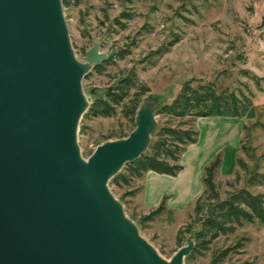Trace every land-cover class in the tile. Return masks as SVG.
I'll return each mask as SVG.
<instances>
[{
	"label": "water",
	"instance_id": "95a60500",
	"mask_svg": "<svg viewBox=\"0 0 264 264\" xmlns=\"http://www.w3.org/2000/svg\"><path fill=\"white\" fill-rule=\"evenodd\" d=\"M62 8L0 0V264H183L193 240L163 260L108 189L148 150L155 103L142 102L125 139L81 158L77 130L89 107L81 81L106 55L95 43L76 60Z\"/></svg>",
	"mask_w": 264,
	"mask_h": 264
},
{
	"label": "rangeland",
	"instance_id": "374dc122",
	"mask_svg": "<svg viewBox=\"0 0 264 264\" xmlns=\"http://www.w3.org/2000/svg\"><path fill=\"white\" fill-rule=\"evenodd\" d=\"M61 3L76 60L84 63L85 53L95 43L99 52L106 55V63H100L102 73L91 69L81 81L89 105L95 99L90 94L92 88L115 86L129 74L135 76L130 97L140 87L146 88L147 92L139 97V106L148 99L155 103V112L169 104L187 81H193V87L214 83L218 90L236 94L241 91L254 106L255 118L240 121L245 127L241 141L248 151L240 150V142L237 157L249 168L256 164L258 172L264 174V0H61ZM121 107L116 108L112 117L82 115L77 144L84 161L98 146L129 135L133 125L122 114ZM166 120L155 115L156 129L150 143ZM169 124L174 127L178 121ZM235 171L240 176L238 183ZM235 171L229 177L219 173L221 199L227 191L244 186L246 174L238 171L237 166ZM142 182L143 179L134 181L133 187L141 188ZM108 189L139 236L163 260L170 261L192 239L197 227L193 226L188 234L186 226L194 218V201L181 209L166 205L160 215L145 221L143 218L156 207L142 205L141 189L132 196L127 195L131 189L126 187L108 183ZM248 190L264 195V186ZM263 238L264 226L258 221L244 224L233 234L220 236L193 261L183 264H212L218 253L236 244L238 247L216 264H264L260 255Z\"/></svg>",
	"mask_w": 264,
	"mask_h": 264
},
{
	"label": "trees",
	"instance_id": "16d2710c",
	"mask_svg": "<svg viewBox=\"0 0 264 264\" xmlns=\"http://www.w3.org/2000/svg\"><path fill=\"white\" fill-rule=\"evenodd\" d=\"M103 62L106 63V61ZM102 67L101 64L94 65L92 70L101 74ZM134 78L133 74L124 76L113 86L110 93L105 94L102 98L95 97L84 116L87 118L112 117L116 113V108L122 106V114L128 118L134 129L135 113L140 104L139 97L147 92L146 88L140 87L133 94L134 97H130V91L135 87ZM192 84L193 81L185 82L169 104H164L156 110L155 115L167 118L165 124L155 133L156 139L150 143L147 153L133 162L126 163L122 170L109 181V184L117 188L131 189L127 195L132 196L136 190L142 189V186L134 188L133 182L143 179L149 171L176 177L182 170L181 155L189 145L195 144L198 140L199 133L195 125L197 118L213 117L239 120L255 118L254 106L249 97L241 91L236 94V92H230L227 89L218 90L214 83L198 87H193ZM256 85L261 91L258 79H256ZM126 101L128 104H125ZM172 121H178V124L173 127L169 124ZM242 129L245 130V127ZM240 142V150L247 152L243 140ZM221 161L222 153L219 152L204 167L203 190L194 201L192 223L186 226L188 234H191L193 226H196L197 229L192 232L194 247L184 259L185 263L193 261L220 236L233 234L237 228L244 224H253L254 221H258L264 226V195L253 194L248 190L251 187L264 186V174L258 172L256 164L249 168L242 159L237 157L238 171L246 174L244 186L227 191L225 198L221 199L217 183ZM239 180V173L235 171V182L238 183ZM167 198L164 196L159 205L143 220L150 221L153 217L160 215L165 210ZM236 247L238 244L233 248L222 250L214 257L212 264L221 261Z\"/></svg>",
	"mask_w": 264,
	"mask_h": 264
},
{
	"label": "crops",
	"instance_id": "0c3cea01",
	"mask_svg": "<svg viewBox=\"0 0 264 264\" xmlns=\"http://www.w3.org/2000/svg\"><path fill=\"white\" fill-rule=\"evenodd\" d=\"M241 120L233 118H197L199 133L195 144L189 145L180 157L182 170L176 177L147 172L143 177L141 203L144 207H157L164 196L171 209H181L195 201L203 190L204 167L219 153L222 161L219 173L229 177L235 171L236 157L242 137ZM260 255L264 261V238Z\"/></svg>",
	"mask_w": 264,
	"mask_h": 264
},
{
	"label": "bare ground",
	"instance_id": "6f19581e",
	"mask_svg": "<svg viewBox=\"0 0 264 264\" xmlns=\"http://www.w3.org/2000/svg\"><path fill=\"white\" fill-rule=\"evenodd\" d=\"M167 262H169V261H167Z\"/></svg>",
	"mask_w": 264,
	"mask_h": 264
}]
</instances>
